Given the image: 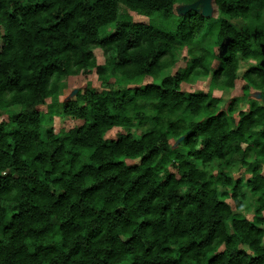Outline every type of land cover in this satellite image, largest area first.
<instances>
[{
  "label": "trees",
  "instance_id": "1",
  "mask_svg": "<svg viewBox=\"0 0 264 264\" xmlns=\"http://www.w3.org/2000/svg\"><path fill=\"white\" fill-rule=\"evenodd\" d=\"M211 2L0 0V264H264V0Z\"/></svg>",
  "mask_w": 264,
  "mask_h": 264
},
{
  "label": "rangeland",
  "instance_id": "2",
  "mask_svg": "<svg viewBox=\"0 0 264 264\" xmlns=\"http://www.w3.org/2000/svg\"><path fill=\"white\" fill-rule=\"evenodd\" d=\"M204 6L206 8H208L210 6V4L212 3L211 0H203ZM183 9L182 7H177L176 9V14L182 13ZM119 17L120 18H125L126 20H130V21H134V22H147L148 18L144 15H141L125 6H119ZM94 53L96 56V62L97 63H102L103 62V58L105 57L103 52L101 50L98 49H94ZM182 66L184 65V61L183 60H178L176 61L173 66H171L172 71L173 69H176L177 66ZM246 65H243V67L241 66V68L238 71V78L235 80V90L237 91L239 89V87L243 84V78L241 77V72L245 69ZM170 68V69H171ZM97 78V74L95 73L94 69H91V71L88 72V74L84 75L82 78V74L79 75H74L71 77H64L62 79L63 82H65L66 84V92L70 94V92L73 91V89L75 87H77V82L79 83V85H83L85 84V82H89L91 84H94V86L98 87L99 86V81L96 79ZM148 78L145 79V81H147ZM207 79L206 78H201V80H197L194 81L193 79H191L190 82H186L183 83V89L185 90H200V89H207ZM213 94L216 96H222L223 98H227V94L228 93H224L221 92L220 90H214ZM254 94V91H253ZM251 93V96H255V94L253 95ZM244 105V104H242ZM40 111L42 113V130L43 132H45L46 127H51L53 129V131L56 134H61L62 132L67 131L69 128H71L74 125L80 124L81 123V119H76V118H72L69 116H66L64 114L61 113V111L58 112H54L51 113L50 115L48 114L47 111V105H43L40 107ZM116 128L112 129L111 131H109L107 133V135H110V137L114 138L116 136ZM121 130V129H120ZM245 204H247V202L245 201ZM249 211V210H248ZM248 217L251 216V214L248 212Z\"/></svg>",
  "mask_w": 264,
  "mask_h": 264
}]
</instances>
